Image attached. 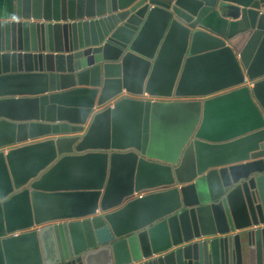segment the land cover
Wrapping results in <instances>:
<instances>
[{"label": "water", "instance_id": "obj_1", "mask_svg": "<svg viewBox=\"0 0 264 264\" xmlns=\"http://www.w3.org/2000/svg\"><path fill=\"white\" fill-rule=\"evenodd\" d=\"M0 37L4 264H264V0H16Z\"/></svg>", "mask_w": 264, "mask_h": 264}, {"label": "crops", "instance_id": "obj_2", "mask_svg": "<svg viewBox=\"0 0 264 264\" xmlns=\"http://www.w3.org/2000/svg\"><path fill=\"white\" fill-rule=\"evenodd\" d=\"M220 7L223 5L238 7L243 9L250 4L253 0H219ZM16 0H0V23L5 20L11 19L15 14ZM227 12H232L229 8H222V12L218 9L216 13L212 14L208 19V23L212 29L220 34L234 35L237 32L238 20L228 17ZM1 39V37H0ZM5 234V220L0 201V240ZM0 264H4V255L0 243Z\"/></svg>", "mask_w": 264, "mask_h": 264}, {"label": "built area", "instance_id": "obj_3", "mask_svg": "<svg viewBox=\"0 0 264 264\" xmlns=\"http://www.w3.org/2000/svg\"><path fill=\"white\" fill-rule=\"evenodd\" d=\"M142 195V194H141Z\"/></svg>", "mask_w": 264, "mask_h": 264}]
</instances>
